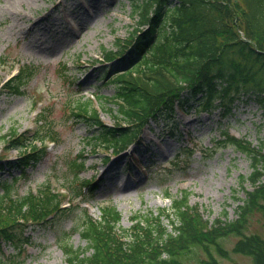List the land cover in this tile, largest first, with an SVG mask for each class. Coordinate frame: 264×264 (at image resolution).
<instances>
[{
  "label": "trees",
  "instance_id": "obj_1",
  "mask_svg": "<svg viewBox=\"0 0 264 264\" xmlns=\"http://www.w3.org/2000/svg\"><path fill=\"white\" fill-rule=\"evenodd\" d=\"M132 7L131 16H136L132 31L117 37L114 48L101 52L102 80L111 78L115 92L98 96L97 105L91 99H77L73 106L74 115L93 128L88 135L93 152L117 154L138 144L144 126L151 122L164 123L173 134L179 111L229 107L241 97V90L251 92L264 107V0H133ZM15 65L7 68L0 57V72H11ZM36 68L20 64L9 79L0 75V91L24 94ZM104 110L111 112L112 123L102 119ZM49 121L41 113L34 131L4 135V151L17 148L22 154L17 160L2 154L0 170L25 172L46 156V142L57 140ZM223 134L218 143L245 151L252 167L246 177L251 188L244 189L234 219L204 218L198 205L188 202L187 191L157 214L135 213L130 227L119 225L121 212L109 202L98 203L97 219L83 203L96 197L100 182L82 177L86 157L79 154L66 159L67 173L59 187L47 182L15 196L5 185L0 197V253L7 257L0 264H24L19 259L23 245L32 243L26 232L54 228L70 216L76 222L71 232H79L86 244L75 247L69 243L70 233L58 235L67 264H220L217 256L229 258L232 251L264 264V238L248 232L250 217L256 212L264 215V145L227 131ZM193 150V145L180 148L173 165L190 164ZM230 237L236 241L228 250ZM7 244L16 254L5 255Z\"/></svg>",
  "mask_w": 264,
  "mask_h": 264
},
{
  "label": "rangeland",
  "instance_id": "obj_2",
  "mask_svg": "<svg viewBox=\"0 0 264 264\" xmlns=\"http://www.w3.org/2000/svg\"><path fill=\"white\" fill-rule=\"evenodd\" d=\"M132 6L133 0H0V57L5 58L7 68L16 63L37 67L25 84L24 94L0 91V157L5 154L6 159L17 160L22 149L4 151L3 136L13 130L34 131L41 113L48 115L58 139L56 143L48 140L46 156L25 172L0 170V197L6 184L15 196L34 191L47 181L61 186L67 173L66 159L83 154L86 168L82 177L100 181L89 204L97 219L101 215L98 203L109 202L121 212L119 225L130 227L135 213L157 214L161 208L171 207L172 198L187 191L188 202L197 204L204 218L232 220L245 196L244 189L251 188L246 177L252 167L245 151L231 144L221 146L218 140L227 131L253 145H264V107L250 96L251 92L239 91L241 97L228 103L229 107L179 111L174 134L164 123L151 122L144 127L138 144L117 154L93 152L88 143L93 128L73 113L77 99H91L97 105L98 96L115 92L111 78L102 80L101 52L114 48L117 37L132 31L136 19L131 16ZM0 75L11 76L9 69ZM101 117L108 123L113 121L107 110ZM192 144L191 163L175 167L178 149ZM164 221L171 230L168 220ZM75 223L70 216L54 228L26 232L32 243L23 247L19 259L24 264H67L58 235L70 233L69 243L75 247L86 244L79 232H71ZM248 230L264 238L261 212L250 217ZM235 241L229 238L228 250ZM3 250L5 255L17 252L9 244ZM4 257L0 253V259ZM217 257L220 264H254L251 256L233 251L229 258Z\"/></svg>",
  "mask_w": 264,
  "mask_h": 264
}]
</instances>
